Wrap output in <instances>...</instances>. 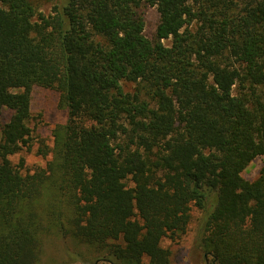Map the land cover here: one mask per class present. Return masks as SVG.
Returning <instances> with one entry per match:
<instances>
[{
    "label": "trees",
    "instance_id": "16d2710c",
    "mask_svg": "<svg viewBox=\"0 0 264 264\" xmlns=\"http://www.w3.org/2000/svg\"><path fill=\"white\" fill-rule=\"evenodd\" d=\"M47 1L45 14L0 0V118L13 112L0 264H42L54 238L111 264H171L162 242L187 231L193 209L201 254L264 264V163L243 177L264 159V0ZM145 7L160 15L155 41ZM35 87L59 94L67 121L46 167L24 175L10 156L29 146Z\"/></svg>",
    "mask_w": 264,
    "mask_h": 264
},
{
    "label": "rangeland",
    "instance_id": "374dc122",
    "mask_svg": "<svg viewBox=\"0 0 264 264\" xmlns=\"http://www.w3.org/2000/svg\"><path fill=\"white\" fill-rule=\"evenodd\" d=\"M39 4V11L45 14L51 12L53 7L52 1L35 0ZM145 18V35L151 40H156V30L159 24L160 15L156 8L145 7L140 11ZM167 47H170L171 40L164 41ZM129 86L127 90H131ZM240 89L236 88L237 94ZM249 94V92H247ZM13 112L5 109L0 118V140L2 130L12 116ZM67 121V112L60 106L59 94L55 90L35 87L32 91V118L29 126L32 134L29 146L22 147L19 152L10 156L11 163L16 166L24 175L32 174L39 168L46 167L50 160L43 155L53 147L54 131L64 125ZM264 159L254 160L244 171L245 180L253 182L260 173ZM129 186L133 184L127 182ZM198 212L193 209V223L183 234L169 235L162 242L163 248L171 252V264H214L211 256L201 254L195 248V227ZM71 251L82 258V263L75 264H111L107 261L98 260L99 255L89 251L82 245H76L71 241L58 238L47 240L45 242L42 264H64L67 260L66 252Z\"/></svg>",
    "mask_w": 264,
    "mask_h": 264
}]
</instances>
